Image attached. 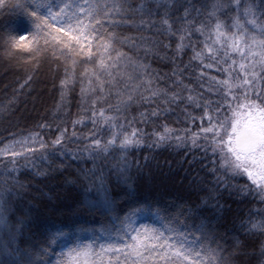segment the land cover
<instances>
[{
	"label": "trees",
	"instance_id": "obj_1",
	"mask_svg": "<svg viewBox=\"0 0 264 264\" xmlns=\"http://www.w3.org/2000/svg\"><path fill=\"white\" fill-rule=\"evenodd\" d=\"M214 3L222 5L217 11V18L231 25L232 17L236 15V8L232 6L233 0H126L128 14L123 19L132 23L110 29L118 37L115 44L117 51H123L132 58L126 67L122 62L121 71L125 73L126 78L132 77L127 80L129 86L140 84V89L134 94L132 102L126 107H121L119 112L115 110L117 96L114 92L97 104L95 110L98 112L100 108L113 106L108 114L117 117L118 126L123 125L120 130L121 138L125 133H131L133 128L142 130L143 143L129 148L126 153L130 163V168L125 173L127 182L123 179L117 180L118 172L114 165L119 163L121 156L117 149L95 158L85 154L72 155L73 151L90 143L84 139L89 132H98L97 138L107 139L117 130L102 127L103 122L100 120L94 127L91 121L92 101L104 95L103 93L97 90L95 94L89 92L87 96L81 95V88L87 87L88 82V78L82 74L86 68L91 69L95 62L83 56L78 57L74 69L75 78L62 88L60 82L65 79V68H68L69 73L73 72L71 61L53 57L51 48L39 55L19 50L10 51L6 43L8 36L23 34L12 32L10 28L21 29L27 28L28 25L24 23L26 18L20 9H5L0 12V148L10 141L30 137L31 133H37L48 146L46 151H36L33 155L18 159L15 165L17 171L10 174L8 170L12 169L13 164L0 158V198L6 209H12L8 214L9 223L15 230L21 218L24 221L20 232L17 233L16 245L21 249H28L38 243L48 230L65 231L68 235L63 239L68 243L53 246L55 255L48 258V264H53L66 258L61 257L60 253H66L69 247H75L77 241L88 243L94 240L96 235H100L98 230L101 225L109 223L107 214L89 209L84 204L85 190L89 188V180L84 179V174L86 170L92 169L95 163L96 175L101 172L104 174L106 187L117 200L121 216L128 210L129 204L120 197L131 185L135 190L136 199L141 204L146 199L159 201V204L154 203L152 208L167 207L168 211L173 212L178 205L199 207L197 220L204 219L206 222L205 245L210 244L214 249L218 247V251L229 264H260V261L264 260V254L260 251V245L264 243V231L257 230L245 234L244 228L241 227L242 222L248 227L253 221L264 220V201L255 194V189L245 191L242 187L249 185L247 177H233L226 175L224 171L209 173L213 165L208 163L207 167L202 166L206 161L213 159L210 152L205 157L202 148H191L190 141L187 146H178L175 140L176 136L184 135L183 130L187 128H191L187 134L191 136L201 124L198 118L204 109H197L194 104L187 102L186 97L189 94L203 93L202 101L222 102V90L221 95H213L205 89L209 86V77L217 76L223 79L224 76L215 68L203 69L205 75L201 79V62L192 59L193 46L196 51L203 49L207 31L204 36L194 33L186 39L185 44L189 46L182 53H178L175 46L179 34L169 35L162 29L160 19L165 11H170L173 27L178 28L182 23L178 17L191 5L194 9H199L201 15L196 16L193 11L189 20L195 18L196 24H199L201 20L206 19ZM249 3L258 5V16L260 11L264 10L261 0H242L241 11ZM141 4L144 5L143 11L139 8ZM168 4H171V8L164 6ZM142 20L154 23L140 26ZM259 22L264 24V17H259ZM212 24H215V19ZM228 31L231 32L232 29L229 28ZM126 37L130 39L122 43ZM140 37H147L149 43L154 44L151 52L145 53ZM166 44L171 47L165 48ZM112 55L115 56V52ZM218 55L223 56V51ZM233 59L238 60L239 57ZM210 62V59H206L203 63ZM145 64L149 66L147 71L152 78L151 89H161L167 94L178 93L181 97L179 102L172 103L166 95L143 99L150 95L146 90L148 85L142 83L149 78L140 67ZM173 69L177 70V75H173ZM178 76L181 77L182 83L176 84L174 81ZM124 83L122 80L121 84ZM188 85L191 86L192 93L187 91L185 86ZM106 91L109 89L106 88ZM242 101L243 97L240 101H234L233 107ZM213 107L218 105L214 104ZM156 109H160V114L152 117L151 113ZM143 112L149 114L147 122H142L139 115ZM192 116L197 117L194 122L190 119ZM224 116L231 117V111L223 112L221 119ZM81 117L84 118L83 122L74 128L72 121ZM40 125L48 126L41 128ZM164 125L174 130L171 133L172 140L157 147L155 133L162 132ZM65 128L67 135L64 144L53 149L51 142L60 130ZM73 131L76 133L75 137L72 136ZM26 147L38 148L39 144ZM62 151L67 154L62 156ZM216 176L225 177L227 187L223 183L218 185ZM89 178L91 179V174ZM88 199H97L95 187L91 189ZM136 220L137 227L141 224L159 226L151 209L138 215ZM0 235L7 238L6 232ZM237 239L243 242L240 249L235 248ZM102 242L97 241L96 247ZM236 252L239 254L233 255Z\"/></svg>",
	"mask_w": 264,
	"mask_h": 264
},
{
	"label": "snow or ice",
	"instance_id": "obj_2",
	"mask_svg": "<svg viewBox=\"0 0 264 264\" xmlns=\"http://www.w3.org/2000/svg\"><path fill=\"white\" fill-rule=\"evenodd\" d=\"M261 2L264 3V0ZM241 3L242 0H233L232 6L236 8V15L232 17L231 25L217 18V11L222 5L215 3L211 5L212 10L207 13L206 19L201 20L199 24H196L195 18L189 20L193 11L196 12V16L201 15L199 9H194L191 5L178 17L182 21L180 27L174 29L170 11L163 13L160 24L169 35L179 34L175 46L178 53H182L189 46L185 44L186 39L194 33L204 36L207 31L203 49L196 51L193 46L192 59L201 62L202 70L199 73L201 79L205 75L203 69L215 68L224 76L223 79L217 76L209 77L210 83L205 89L213 95H221L222 90V102L202 101L203 93L189 94L186 97L188 103L194 104L197 109L203 108L204 111L198 118L201 124L196 132L188 136L191 128H187L183 130L184 135L175 137L178 146L180 144L187 146L190 141L191 148H202L205 157L210 152L213 159L206 161L202 167H207V164L211 163L213 167L209 169V173L224 171L226 175L233 177L246 176L250 183L242 186L244 190L255 189V194L264 201V24L259 22V17H264V10H261L258 16L256 11L258 5L249 3L241 11ZM164 6L171 8V4ZM139 8L143 11L144 5L141 4ZM5 9H20L26 18L24 23L28 25L27 28H10L12 32L23 33L8 36L6 43L10 51L19 50L39 55L51 48L53 57L71 61L73 72L69 73L68 68H65V79L60 82L62 88L75 78L74 69L78 57L83 56L95 62L91 69L86 68L82 74L88 78V82L87 87L81 88V95L87 96L89 92L95 94L97 90L103 93L104 95L92 101L91 121L94 127L100 120L103 122L102 127L117 130L107 139L97 138L98 132H89L84 139L90 143H86L82 149L73 151L72 155L85 154L95 158L117 149L121 152L119 163L114 165L118 172L117 180L123 179L127 182L125 173L130 168V163L126 153L129 148L143 143L142 130L133 128L131 133H125L121 138L120 130L123 125L118 126L117 117L108 114L113 106L100 108L98 112L95 110L97 104L114 92L117 96L115 110L119 112L121 107H126L132 102L134 94L140 89V84L128 85L127 80H131L132 77L126 78L121 68L122 62L126 67L132 58L123 51H117L115 47L117 34L110 31L111 28L121 24L132 23L123 19L128 14L126 0H103V2L101 0H0V12ZM213 19H215L214 25ZM146 23L154 22L142 20L140 26ZM229 28L232 29L231 32L228 31ZM128 39L130 38L126 37L121 42H126ZM139 39L143 41L141 47L146 54L153 50L154 44L149 43V38ZM164 47L170 48L171 45L166 44ZM221 51L224 53L223 56L218 55ZM114 52L115 56L112 55ZM236 56L239 57L238 60L233 59ZM206 59H210L211 62L203 63ZM140 67L144 69L146 75H149L148 65H140ZM173 75H177L176 69H173ZM122 80L125 81L124 84H121ZM142 83L148 85L146 90L150 92L149 96L143 97L145 100L159 95H166L172 103L181 99L178 93L167 94L161 89H151L150 75ZM174 83H182L181 77L178 76ZM185 87L189 93H192L190 85ZM106 88L109 91H106ZM241 97L243 101L233 107V102L240 101ZM214 104L218 107L214 108ZM226 110L231 111V117L224 116L221 119V114ZM158 114L160 109L154 110L151 116L156 117ZM139 115L142 122H147L149 119L147 112ZM83 119L81 117L73 120V127L82 123ZM190 119L194 122L197 117L192 116ZM47 126L40 125L41 128ZM173 131L164 125L162 132H156V146L171 141ZM66 135V128L60 130L51 142V147L53 149L61 147ZM72 136H76L75 131ZM30 140L33 144L38 143L39 147H25ZM17 145L20 150H13ZM47 147L37 133H31L30 137L10 141L0 148V158L13 164L12 169L8 170L10 174L17 171L15 165L18 159L33 155L36 151H46ZM66 154V151L61 152L62 156ZM195 159L194 157L193 160ZM96 171L95 163L92 169L85 171L84 179L89 180V188L85 190L84 204L89 209L107 214L109 223L101 225L98 230L100 235H96L94 240L88 243L77 241L75 247H69L66 253L61 252L60 256L66 258L53 264H229V261L218 251V247L214 249L210 244L205 245L206 222L204 219L197 220L199 207L178 205L173 212L168 211L167 207L152 208V205L159 204V201L146 199L141 204L136 199L135 190L129 185L124 195L120 197L129 204L128 210L121 216L117 200L106 187L104 174L101 172L100 175H96ZM215 179L218 185L223 183L227 187L225 177L216 176ZM93 187L97 193L95 200L88 199ZM132 204L136 206L132 207ZM150 209L157 217L159 226L141 224L137 227L136 217ZM11 211L12 209L4 207L0 198V234L7 233L6 239L0 235V264H48V258L55 255L53 246L67 245L68 241L63 238L68 233L57 229L48 230L42 239L30 248L21 249L15 241L24 221L21 218L20 224H17L13 230L8 219ZM241 227L244 228L245 234L257 230L264 231V220L253 221L248 227L242 222ZM101 240L103 242L96 247V242ZM242 246L243 242L237 239L235 248L240 249ZM260 251L264 254V243H261ZM236 254L239 253H233ZM260 264H264V260H261Z\"/></svg>",
	"mask_w": 264,
	"mask_h": 264
},
{
	"label": "rangeland",
	"instance_id": "obj_3",
	"mask_svg": "<svg viewBox=\"0 0 264 264\" xmlns=\"http://www.w3.org/2000/svg\"><path fill=\"white\" fill-rule=\"evenodd\" d=\"M31 144H33V143H31V140H30V142H29L28 144H26L25 147H26V146H30ZM13 150H15V151H19V150H20L19 145H17L16 148L13 149Z\"/></svg>",
	"mask_w": 264,
	"mask_h": 264
}]
</instances>
